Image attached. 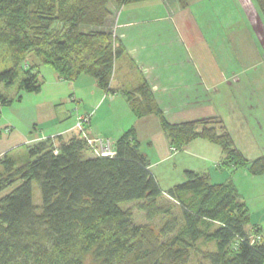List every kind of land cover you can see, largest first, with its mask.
I'll list each match as a JSON object with an SVG mask.
<instances>
[{"label":"trees","instance_id":"obj_1","mask_svg":"<svg viewBox=\"0 0 264 264\" xmlns=\"http://www.w3.org/2000/svg\"><path fill=\"white\" fill-rule=\"evenodd\" d=\"M142 1L0 0V85L11 87L23 71L18 91L40 92L44 63L62 80L90 75L107 94L123 93L137 117L155 114L173 148L204 138L221 147L222 165L264 174V153L248 157L222 118L171 122L148 80L125 90L112 87L116 62L126 52L112 6ZM164 1L187 8L193 0ZM256 2L264 14V0ZM13 100L0 93V105ZM113 148L112 155L98 154L74 129L29 144L22 163L0 151V193L10 188L0 197V264H83L90 251L100 264H184L204 238L217 242L204 254L212 264H264V234L255 225L250 229V209L232 178L216 183L208 172L186 169L185 179L165 190L135 127ZM164 197L179 204L184 221L183 233L169 238L180 218ZM136 199L150 220L161 214L168 219L159 228L137 223L132 209L121 206ZM256 235L262 238L252 241Z\"/></svg>","mask_w":264,"mask_h":264},{"label":"crops","instance_id":"obj_2","mask_svg":"<svg viewBox=\"0 0 264 264\" xmlns=\"http://www.w3.org/2000/svg\"><path fill=\"white\" fill-rule=\"evenodd\" d=\"M172 7L174 5L169 6L164 0H146L126 4L120 9L116 16L117 29L119 35H121L120 40L126 47V52L116 62L112 87L118 90L130 89L146 79L151 84L171 122L220 117L232 131L238 146L248 157H252L246 153L252 149L250 144L258 142L252 126L255 124L258 128L263 129L264 118L255 113L253 115L247 114L250 110L259 109V104L248 103L245 105L239 102L245 98V94L249 95L251 91L249 87L250 83L245 80V76L242 73L229 72L225 79L232 96L236 95L240 99L238 101L240 106L239 104H236L237 106L234 105L235 97H233V101L231 102L221 103L219 101L221 89L215 81L216 79L207 78L206 71L208 70L210 74L211 71L209 69L211 66L209 65V69L205 67L204 71V59L191 54L172 60L163 56V53L157 52L159 47L167 45L168 41L165 39L168 34L166 36L165 24L162 22L168 21L169 23L172 13L176 16V20L174 21L178 34L176 42H182L185 48L189 46L190 49L194 47L196 51L199 49V43L195 38L198 28L193 11L187 7L179 8L172 12ZM167 27L169 28L168 24ZM198 32L200 33V31ZM160 38H163V41L159 40ZM212 59L211 57L209 58V60ZM170 64H174V67H170ZM38 69L41 77L44 79L41 91H22V94L18 91L16 97H14L15 100L23 101L24 95H31V93L37 94L36 97L43 98V96L39 95H43L48 79L45 73H42V66H39ZM123 70H126V72L121 73ZM130 74H133V77ZM55 75L58 84L69 83V87L73 88V96L77 99L80 92H77L78 89L77 86H74V81L60 79L57 71ZM90 84L89 90L91 92V89H94L92 90L94 97L106 94L105 91L99 88L96 80ZM110 95L112 96L111 102L115 99L117 100V93ZM121 95H123V99L120 100L122 102L118 106L125 109L126 120L122 119V122L115 125L111 130L105 127H97L94 119H97V114L100 113V104L96 110L94 119L92 118L91 123L87 125L86 133L89 136H105L104 138L114 142L124 131L133 126L136 128V133L142 147V132H146L149 135L147 143L150 148L147 151L141 150L150 160L151 168L163 160L170 159L173 153L178 152L175 158L181 164L178 168L180 174H178V179L166 180L167 187H162L165 190L176 184L178 182L176 180L184 178L186 169L208 172L211 180L216 183H221L232 178L250 209V229L252 228L251 226L255 225L261 228V232L264 234V174L252 175L241 167L222 165L224 154L221 147L204 138H197L191 141L181 150L173 149L168 136L164 133L165 131L161 126L159 118L155 114L137 117L130 108L125 95L123 93ZM54 101L57 102L56 99ZM5 105L10 107L13 104ZM5 105L4 107L0 105V122L3 119L2 124L0 123V151L1 153L8 152L17 161L19 160L13 155L12 149L18 147L20 144L25 143L28 147L29 144L42 138L55 136L75 129L74 120L71 123H68V120L43 123L42 126L44 128H40L35 122L38 120L37 116L29 118L23 114V111L22 119L25 124H22L21 130L16 129L13 121L10 122L8 119H5ZM31 121L33 122L30 127ZM45 128L52 129V133L50 135L43 133ZM5 136H9V138L4 139L3 137ZM155 153L158 156L157 158L154 157ZM28 159L25 156L24 160ZM156 177L161 183L160 177L157 175Z\"/></svg>","mask_w":264,"mask_h":264},{"label":"rangeland","instance_id":"obj_3","mask_svg":"<svg viewBox=\"0 0 264 264\" xmlns=\"http://www.w3.org/2000/svg\"><path fill=\"white\" fill-rule=\"evenodd\" d=\"M125 6H117L113 4L116 14L119 13L120 9ZM180 6L174 4L173 10H178ZM193 11V16L197 23V42L199 43L198 51L194 47L191 49L184 47L181 42H176L177 30L174 26L176 16L172 13V18L169 21L162 22L165 24V34L168 42L164 47H159L157 52L163 53V56L171 58L172 60L182 56H189L191 54L200 56L204 59V71L205 67L209 69L206 71L208 79H216L218 86L221 89L219 101L221 103L233 101L235 97L234 105L239 104L240 100L236 95L231 94L228 86L225 82L226 76L229 72L242 73L245 76V80L250 83L251 89L250 94L246 95L242 99L240 104H259V109L250 110L247 114L253 115L259 114L264 118V14L260 10L256 0H193L189 6ZM169 25V28L167 27ZM155 25V24H153ZM167 27V28H166ZM200 31V33L198 32ZM159 40L163 41V38ZM189 44V43H188ZM191 47V45H190ZM5 49V46L0 47V53ZM213 58L209 60V58ZM34 55L28 57V62L34 60ZM207 60H209L207 62ZM42 73L44 72L47 77L45 89L43 91V98L36 97L37 94L31 93V95H24L23 101L13 100L10 105L6 106V117L8 121H13L16 125V129L22 128V124H25L22 119L23 114L27 117L37 116L36 124L39 127L44 128L43 123H49L56 120H68L71 123L74 120V125L79 116L93 113V119L97 108L101 104L100 113H98L97 119H94V123H97V127L113 129L115 125L120 124L122 119H125L124 108L119 107L120 100L123 99V95L118 93L116 95L117 100L111 102V95L105 94L94 97L92 90L90 92L91 82L95 79L87 74L81 75L77 80H74L73 84L77 86L78 94L77 99L74 98L73 88L69 87V83H60L56 80V70L49 64H41ZM170 67H174V64H170ZM47 68V70H46ZM126 72L123 70L121 73ZM23 71H20L16 79V83L11 87H6L4 84L0 85V93L16 97L18 92V82L21 80ZM133 74H130L132 76ZM133 77V76H132ZM92 80V81H91ZM100 88V87H99ZM259 90V91H258ZM73 92V94H72ZM22 94V91L20 92ZM50 94V95H49ZM94 97V98H93ZM40 99V100H39ZM57 100V102L54 101ZM59 99V100H58ZM83 99V100H82ZM53 101V102H52ZM104 102V103H103ZM239 104V106H240ZM4 107V105H2ZM237 106V105H236ZM3 119L1 120V124ZM33 121L30 122V127ZM12 125V124H10ZM64 125V123H62ZM255 130V136L257 139L256 144H250L251 151L246 152L252 157L264 153V128H258L253 124ZM87 128V126H86ZM15 130V128H14ZM52 130V129H51ZM50 129L44 130L43 133H52ZM148 133V132H147ZM165 133V132H164ZM148 134L142 132V147L143 151H147L150 146L147 143ZM105 137V136H104ZM9 138V136L3 137ZM112 142V140H111ZM113 143V142H112ZM13 155L18 158V162L22 163L25 160V156L29 158L28 147L25 143L20 144L18 147L12 149ZM178 153V152H177ZM177 153H173L170 159L163 160L158 165H153L152 170L161 179V186L167 187L166 180L173 178L178 179L180 174L179 167L180 161L175 157ZM25 154V156H23ZM157 158V154L154 155ZM242 168V167H241ZM245 168H243L244 170ZM182 178L177 183L183 181ZM34 203L40 207L42 204L41 190L37 182H34ZM10 188L5 189L0 193V197L9 191ZM193 198L186 199L187 201ZM164 202H172L175 204L174 212L178 214L180 218V228L166 238L172 237L175 234H182L184 231V221L181 218V210L179 204L171 201L168 197L163 198ZM142 200H130L121 203L123 208H131L135 221L139 224L153 223L156 228H159L163 221L167 220L168 217L165 215H158L153 220H150L146 212L141 209L140 205ZM196 202V201H195ZM194 202V203H195ZM205 226L211 229L213 223L205 222ZM213 228V227H212ZM179 232V233H178ZM217 249V242L214 238L212 239H201L197 243V247L189 249L188 257L184 264H212L210 260L204 257L205 252L215 251ZM100 261L95 258L93 251L85 252L83 254V264H100Z\"/></svg>","mask_w":264,"mask_h":264},{"label":"built area","instance_id":"obj_4","mask_svg":"<svg viewBox=\"0 0 264 264\" xmlns=\"http://www.w3.org/2000/svg\"><path fill=\"white\" fill-rule=\"evenodd\" d=\"M93 117V113H89L86 115H81L78 117L75 126V129L80 130L83 135H85L88 139V142L94 146V150L96 153L101 154V155H112L115 153L114 148H113V143L111 142L110 139L104 138L102 136H89L86 133V126L91 123ZM175 149V148H173ZM261 235H256L252 238V241L255 239H261Z\"/></svg>","mask_w":264,"mask_h":264}]
</instances>
